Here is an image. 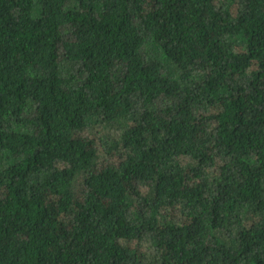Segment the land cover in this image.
Here are the masks:
<instances>
[{
	"label": "trees",
	"instance_id": "1",
	"mask_svg": "<svg viewBox=\"0 0 264 264\" xmlns=\"http://www.w3.org/2000/svg\"><path fill=\"white\" fill-rule=\"evenodd\" d=\"M0 264H264V0H0Z\"/></svg>",
	"mask_w": 264,
	"mask_h": 264
}]
</instances>
